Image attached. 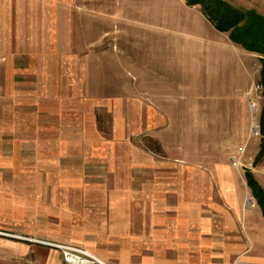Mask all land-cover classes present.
Masks as SVG:
<instances>
[{
	"label": "crops",
	"instance_id": "1",
	"mask_svg": "<svg viewBox=\"0 0 264 264\" xmlns=\"http://www.w3.org/2000/svg\"><path fill=\"white\" fill-rule=\"evenodd\" d=\"M171 1L12 0L0 44V219L67 235L100 264H264V216L253 195L248 203L244 173L223 155L173 150L174 123L143 92L100 93L107 66L108 80L156 81L169 96L159 71L168 58L181 88L173 99H243V67L222 55L247 50L204 16L213 68L192 76L182 57L194 50L196 16ZM159 14L171 36H159ZM186 66L190 78L179 75Z\"/></svg>",
	"mask_w": 264,
	"mask_h": 264
},
{
	"label": "rangeland",
	"instance_id": "2",
	"mask_svg": "<svg viewBox=\"0 0 264 264\" xmlns=\"http://www.w3.org/2000/svg\"><path fill=\"white\" fill-rule=\"evenodd\" d=\"M162 1L172 3L171 0ZM225 1L242 11L264 16V0ZM186 6L191 13L190 16H193L192 13L196 16L194 20L196 27L195 39L194 42L190 43L191 51L194 49L195 54H192V51L190 57L184 56L182 59L183 61L190 60L196 66V71L193 73L191 70L188 71L187 66L185 69L180 67L179 75L189 77L192 72V76L202 78L208 74L206 69L212 67L209 66L210 63L205 64L208 61H205L203 45L208 41V30L211 29L214 32L215 28L205 19L199 4ZM11 8L12 0H0V10L4 11L3 16L0 18V22L3 23L2 29H0V44H4L6 38L10 37V29L5 27L10 23V18H6L5 15L6 11ZM168 22L169 20L159 14V22L155 27L159 30V36L165 33L169 36L172 35L167 33L173 27ZM220 33H223L221 35L226 38L229 32ZM160 42L161 39H159V48L163 47ZM167 43L169 45V41ZM185 47L187 48V46ZM162 54L164 55L165 52ZM225 57L230 61L238 59L239 68L243 67V73L238 71L237 75L245 82L247 81L248 86L245 88L241 101L227 98L220 99L219 97H213L212 99L200 97L173 99L170 96L171 91L177 94L181 91V88L176 83L178 72H173L170 67L171 61H168V58L166 62H163V65L159 66V71L163 82V93L169 96L159 98V82L156 81L136 82L134 79L132 81H121L117 78L108 80L111 76L107 74V66L103 68L100 66L101 81L99 82V90L101 94H137L143 92V94L149 96L143 100L158 108L159 103L163 105L165 109L161 110L166 114L167 121L171 124L174 123L175 129L169 132L171 134L168 137L173 136L174 142L170 140L168 142L170 146L173 143V150H181L180 152L184 150L185 154L202 161H214L221 155L226 156L229 165L237 169L241 175L244 173L243 179L247 185V199L249 201L250 198L253 200L250 182L257 183V185L255 183L253 185L261 188L264 194V116L261 117L262 109H264V75L261 73L264 65V55L248 50L241 52L238 49V51H225L222 58ZM116 71L121 72V74L124 73L123 69H120V71L117 69ZM213 73L215 72L211 74ZM172 76H175L176 82H172ZM155 77L151 78L155 80ZM131 78H134V76ZM88 84L91 83L88 82ZM224 100L226 103L221 102ZM172 101H175L179 107L171 109ZM175 139H177V143ZM144 143L151 150L162 152L163 147L156 139L147 137L144 139ZM247 170L248 175L246 176L245 171ZM251 178L254 180L253 182L250 180ZM18 229H24L26 233H21ZM54 231L51 234L54 236L46 235L42 226H9L5 217L0 219V264H81L66 260L63 253L65 247L85 250L95 256L90 250L77 245L74 239H72L74 241H68L69 236L67 235H63L59 239L58 232L55 233Z\"/></svg>",
	"mask_w": 264,
	"mask_h": 264
},
{
	"label": "trees",
	"instance_id": "3",
	"mask_svg": "<svg viewBox=\"0 0 264 264\" xmlns=\"http://www.w3.org/2000/svg\"><path fill=\"white\" fill-rule=\"evenodd\" d=\"M187 4H199L204 16L220 31L229 32L232 41L242 45L246 50L264 55V16L242 11L225 0H186ZM264 60V59H263ZM261 73L264 75V65ZM264 116L262 109L261 117ZM246 176L248 170L245 171ZM249 179V178H248ZM252 182V178L250 179ZM255 183V182H253ZM248 182L252 194L262 209L264 216V194L262 189ZM257 185V183H255ZM257 194V196H256Z\"/></svg>",
	"mask_w": 264,
	"mask_h": 264
},
{
	"label": "built area",
	"instance_id": "4",
	"mask_svg": "<svg viewBox=\"0 0 264 264\" xmlns=\"http://www.w3.org/2000/svg\"><path fill=\"white\" fill-rule=\"evenodd\" d=\"M248 203L252 206L254 201L250 198ZM63 253L68 262L81 264L98 262V259L95 256L85 250L65 247Z\"/></svg>",
	"mask_w": 264,
	"mask_h": 264
},
{
	"label": "bare ground",
	"instance_id": "5",
	"mask_svg": "<svg viewBox=\"0 0 264 264\" xmlns=\"http://www.w3.org/2000/svg\"><path fill=\"white\" fill-rule=\"evenodd\" d=\"M254 132V131H253Z\"/></svg>",
	"mask_w": 264,
	"mask_h": 264
}]
</instances>
